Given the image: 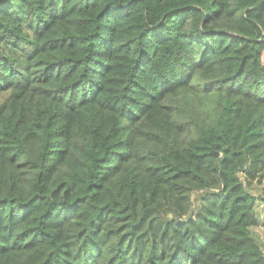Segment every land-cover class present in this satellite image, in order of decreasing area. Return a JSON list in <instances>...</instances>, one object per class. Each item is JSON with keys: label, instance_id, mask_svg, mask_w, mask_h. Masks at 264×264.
I'll return each mask as SVG.
<instances>
[{"label": "trees", "instance_id": "trees-1", "mask_svg": "<svg viewBox=\"0 0 264 264\" xmlns=\"http://www.w3.org/2000/svg\"><path fill=\"white\" fill-rule=\"evenodd\" d=\"M0 94V264H264V0H0Z\"/></svg>", "mask_w": 264, "mask_h": 264}, {"label": "rangeland", "instance_id": "rangeland-1", "mask_svg": "<svg viewBox=\"0 0 264 264\" xmlns=\"http://www.w3.org/2000/svg\"><path fill=\"white\" fill-rule=\"evenodd\" d=\"M8 94H0V105L4 102ZM264 184V182H263ZM261 190V186L257 183L253 185L251 191L257 194ZM258 211L260 215V224L258 227L252 230L253 236L256 238L258 243L260 244L262 251L264 253V204H258Z\"/></svg>", "mask_w": 264, "mask_h": 264}]
</instances>
